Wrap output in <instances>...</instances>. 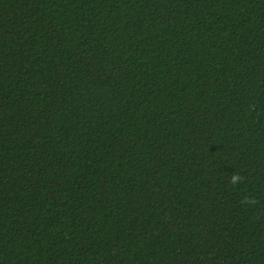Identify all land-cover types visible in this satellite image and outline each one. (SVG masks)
Returning a JSON list of instances; mask_svg holds the SVG:
<instances>
[{
	"label": "trees",
	"instance_id": "trees-1",
	"mask_svg": "<svg viewBox=\"0 0 264 264\" xmlns=\"http://www.w3.org/2000/svg\"><path fill=\"white\" fill-rule=\"evenodd\" d=\"M0 264H264V0H0Z\"/></svg>",
	"mask_w": 264,
	"mask_h": 264
},
{
	"label": "clouds",
	"instance_id": "clouds-1",
	"mask_svg": "<svg viewBox=\"0 0 264 264\" xmlns=\"http://www.w3.org/2000/svg\"><path fill=\"white\" fill-rule=\"evenodd\" d=\"M236 179H238V177H237V176H234V177H233V182H235Z\"/></svg>",
	"mask_w": 264,
	"mask_h": 264
}]
</instances>
